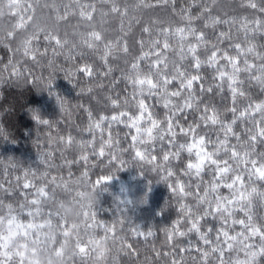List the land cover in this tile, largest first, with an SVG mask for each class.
Instances as JSON below:
<instances>
[{
	"label": "clouds",
	"instance_id": "obj_1",
	"mask_svg": "<svg viewBox=\"0 0 264 264\" xmlns=\"http://www.w3.org/2000/svg\"><path fill=\"white\" fill-rule=\"evenodd\" d=\"M0 264H264V0H0Z\"/></svg>",
	"mask_w": 264,
	"mask_h": 264
},
{
	"label": "trees",
	"instance_id": "obj_2",
	"mask_svg": "<svg viewBox=\"0 0 264 264\" xmlns=\"http://www.w3.org/2000/svg\"><path fill=\"white\" fill-rule=\"evenodd\" d=\"M32 102H38L36 101L35 97L32 98ZM19 123L21 124V126H27L28 122L24 120V117L21 115L19 118Z\"/></svg>",
	"mask_w": 264,
	"mask_h": 264
}]
</instances>
